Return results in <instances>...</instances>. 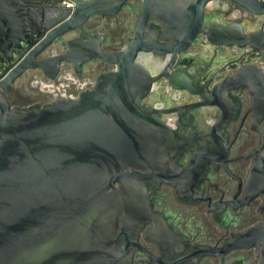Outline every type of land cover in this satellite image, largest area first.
Wrapping results in <instances>:
<instances>
[{
    "label": "water",
    "instance_id": "1",
    "mask_svg": "<svg viewBox=\"0 0 264 264\" xmlns=\"http://www.w3.org/2000/svg\"><path fill=\"white\" fill-rule=\"evenodd\" d=\"M68 1L74 5L69 17L33 44L22 6L0 0V53L20 59L0 81V93L29 71L54 80L63 63L72 64L76 72L91 59L111 68L75 99L26 107L0 101V264H132L127 239L125 250L119 249L118 216L123 234L136 230L143 219L138 212L140 182L179 179L158 172L168 162L164 144L180 134L146 106L152 86L201 36L215 49L264 51V22L248 33L235 21L204 28L211 4L229 2L264 19V0H138L140 14L124 49L102 51L100 39H75L65 53L44 57L55 40L83 29L92 18H115L130 0ZM11 41L14 45L2 48ZM153 57L167 59L162 71ZM171 79L178 89L192 87L188 72ZM242 89L249 90V111L261 122L264 71L255 64L212 83L211 101L203 106L223 108V97ZM225 114L223 109L219 122ZM210 160L201 154L188 170L205 169ZM145 170L149 173H139ZM245 193L247 200L264 199L263 157L255 160ZM254 246L259 249L256 264H264V225L230 242L224 251Z\"/></svg>",
    "mask_w": 264,
    "mask_h": 264
},
{
    "label": "flooded vegetation",
    "instance_id": "2",
    "mask_svg": "<svg viewBox=\"0 0 264 264\" xmlns=\"http://www.w3.org/2000/svg\"><path fill=\"white\" fill-rule=\"evenodd\" d=\"M22 6L26 34L31 43H38L49 31L64 22L73 10L68 0H15ZM140 14L138 0L128 1V7L114 18L95 17L80 30H74L52 43L44 57L65 53L68 42L75 39L92 42L100 39L102 51H119L126 47ZM14 21V20H13ZM237 22L244 32L256 31L264 19L244 12L229 2L208 6L204 28L222 22ZM155 20L150 19L149 23ZM158 23V22H156ZM160 24V23H158ZM11 41L2 45L8 48ZM198 49L192 51V48ZM264 50V49H263ZM14 54L0 53V81L19 62ZM162 71L164 57H153ZM255 64L264 71V51L250 49H215L208 47L204 36L178 59L153 86L145 104L157 110V117L179 136L164 144L168 162L159 174L179 176L176 181L149 179L142 184V204L138 209L143 219L136 230L122 232V217L117 218L120 251L130 248L132 264H256L257 246L248 249L224 248L257 225H264V199L247 200L245 187L257 157L264 158V119L255 122L249 111L252 102L249 90L242 89L223 97L220 106H203L211 101L209 86L231 76L234 70ZM108 65L91 59L77 72L72 64H61L54 80L41 72L29 71L7 91L0 101L10 107H26L55 100H68L91 89L98 74L109 71ZM188 72L192 87L178 89L172 75ZM170 78V81L169 79ZM178 78V77H176ZM83 88V90H80ZM226 112L224 122H219ZM201 154L211 156L206 168L189 171ZM148 174L149 171H139Z\"/></svg>",
    "mask_w": 264,
    "mask_h": 264
},
{
    "label": "built area",
    "instance_id": "3",
    "mask_svg": "<svg viewBox=\"0 0 264 264\" xmlns=\"http://www.w3.org/2000/svg\"><path fill=\"white\" fill-rule=\"evenodd\" d=\"M67 5L73 7L72 3H67ZM80 90H83V88H81ZM76 97H77V95L76 96H69L70 99H75Z\"/></svg>",
    "mask_w": 264,
    "mask_h": 264
},
{
    "label": "rangeland",
    "instance_id": "4",
    "mask_svg": "<svg viewBox=\"0 0 264 264\" xmlns=\"http://www.w3.org/2000/svg\"><path fill=\"white\" fill-rule=\"evenodd\" d=\"M197 49H198V48H197V47H195V48H192L191 50H192V51H195V50H197Z\"/></svg>",
    "mask_w": 264,
    "mask_h": 264
}]
</instances>
